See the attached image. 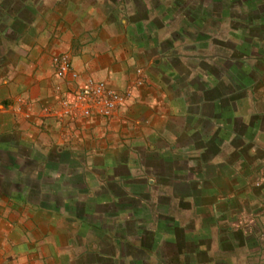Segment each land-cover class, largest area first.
<instances>
[{
    "label": "crops",
    "instance_id": "crops-1",
    "mask_svg": "<svg viewBox=\"0 0 264 264\" xmlns=\"http://www.w3.org/2000/svg\"><path fill=\"white\" fill-rule=\"evenodd\" d=\"M35 1L24 14L0 7V264L264 262V224H256L264 209L240 215L253 211L241 200L263 193L252 194L263 179L255 164L264 152V17L253 18L248 36L226 29L233 39L222 48L227 69L214 80L197 67L188 87L181 57L169 48L148 57L144 27L131 19L177 0ZM62 53L77 82L56 75ZM198 53L197 63L215 60ZM86 77L125 102L109 117L61 115V101L72 102ZM171 157L176 164L167 170ZM155 190L164 197L159 230L170 244L158 262L144 245L151 242L145 230L155 233L150 219L145 227L135 216L150 211ZM172 209L190 211L186 230ZM211 229L221 245L213 256ZM184 242L192 244L190 263Z\"/></svg>",
    "mask_w": 264,
    "mask_h": 264
},
{
    "label": "rangeland",
    "instance_id": "rangeland-1",
    "mask_svg": "<svg viewBox=\"0 0 264 264\" xmlns=\"http://www.w3.org/2000/svg\"><path fill=\"white\" fill-rule=\"evenodd\" d=\"M34 1L35 0H0V7L3 10L6 9V14H24L27 13V10L30 6L34 5ZM110 2L111 1H109V4ZM169 2L163 4V7L166 8L164 12L160 11L159 13L154 14H135L131 19H133L135 23H138L140 26L142 24V27H144L145 34H142L140 39L145 43L147 41L149 43L148 50L145 52L148 57H150L151 59H153V57L155 56L158 57V52H156L157 49L168 50L167 48H169V53L171 56L177 55L181 57V60L185 66L180 69L179 75L181 77V80L188 84V87L189 83L191 81L194 82L195 80V71L197 67L199 73L205 74L206 72H208V74L212 76L214 80L220 78L223 74V71L227 69V63L224 64L223 62L224 59L228 58V56L226 57L222 48L223 45H230L231 43L233 44V39L229 38L230 34H227L229 32L226 29H230V31L232 32L231 37L238 35V28H241L242 30H244V32L246 30V36H248L249 32L252 31V23L250 24V22L254 21L253 18L257 16L264 17V0H196V3L191 2L190 0H177V5ZM239 4H241V10L239 8ZM155 5H157L158 7H162V4L159 3H155ZM135 7L137 9L139 8L138 10H141L143 9V4L139 2ZM179 11H182V14H178ZM206 11L209 14H206ZM229 16L235 17L234 20H232L228 24L226 20L222 19L223 17ZM206 17H209L210 19L204 20ZM136 38H138V36ZM206 41H209V48L207 47L208 45H206ZM171 45L174 46L171 47ZM248 47H251L249 43ZM196 53L205 55H207V53H213L215 60L209 61V65H206L204 62L197 63L195 60H193L196 57ZM170 61L174 62L175 59L171 58ZM242 70L244 71V68ZM198 85L201 86V83H198ZM217 85L220 86L218 87ZM217 85V89L221 90L223 86L222 82H219ZM255 151L257 154L260 153V150L256 149ZM261 157L263 161L261 160L260 163H257L255 165L260 167L261 170L259 169V171H261L263 179L262 183L258 187H256L257 190H254L252 194H254L255 191L258 192L260 188H263V193L260 194L259 197H257L258 199H256V197L255 199L253 197H250L248 200H241L240 204L242 206L249 205L247 208H250L253 211L250 210L247 212H241L240 215H243V213L253 214V212H260L257 210L259 208L264 209V152H261ZM174 159L176 158H170L169 162L167 163V170H171V168L175 167L176 162L174 161ZM181 165L185 167L186 164L182 162ZM178 166L180 167V165H177V167ZM154 169L156 173L160 171L159 163L155 164ZM173 189L174 188H170L171 191H173ZM154 192H156V194L149 196L150 198L148 201V205L150 207V211L147 210L148 208H146L144 211L137 210L135 212V216L138 219L145 220V227H147V223L150 219V230L154 231L155 233H150L151 235H148V232H146L145 230L144 238H149L151 242L149 244L145 243L144 245L150 246V250L148 252L150 254L154 253L156 261L158 262V260L163 257L164 252L169 253L168 248L170 247V244L164 242V237L161 235L162 233L159 230V222L160 220H164L162 211H159V207L163 206L164 197L162 195H159L157 190H155ZM146 197L148 196H145V198ZM181 205L183 206V208L187 207V203L185 202H182ZM101 214L104 213L97 212L96 215L100 216ZM170 214L176 215L178 217L177 219L183 222L186 230V228L190 224V211L184 209L176 212L172 209V211H170ZM109 216L110 212H108V219H110ZM260 216H264V212H262ZM233 219L234 220L228 221L227 224H229V222L231 221L233 222L239 219L237 214ZM262 220H264V218ZM256 224H264V221H261L260 223L256 222ZM174 230L175 229L172 228V231ZM209 232L210 233L208 234V236L211 238V246L213 248V251H211L209 255L213 256V254L216 253L214 249L218 246H221L220 244L216 243V239L219 238V231L211 229ZM232 235V237H234L233 239H235L236 234L232 233ZM186 238L187 241L190 240L188 236ZM183 245L186 248V250H184L182 254L183 262L190 263L189 260L191 258V255L194 256V251H192V244L190 242H184ZM241 254L242 253L239 252L237 255L240 256ZM199 256H201L200 253ZM204 257H200V260L203 261V264H206V259ZM195 261L199 264L202 263L197 259ZM229 261H234L235 264H258V262L256 263L257 260L238 261V259H232L228 260V262ZM212 262L215 264H222L220 263V259H215ZM154 263H156L155 260H152V264ZM261 264H264V262H262Z\"/></svg>",
    "mask_w": 264,
    "mask_h": 264
},
{
    "label": "built area",
    "instance_id": "built-area-1",
    "mask_svg": "<svg viewBox=\"0 0 264 264\" xmlns=\"http://www.w3.org/2000/svg\"><path fill=\"white\" fill-rule=\"evenodd\" d=\"M56 65V75L59 78H69L77 82L79 73L72 68L68 53H62L54 58ZM141 73V70H137ZM125 102V95L109 89L102 80L86 77L75 87L74 99L72 102L62 100L60 103L61 115L79 116H104L109 117L116 108Z\"/></svg>",
    "mask_w": 264,
    "mask_h": 264
}]
</instances>
